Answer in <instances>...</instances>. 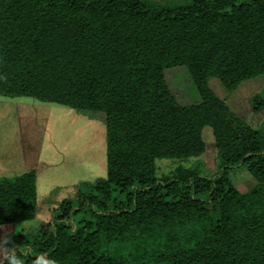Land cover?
<instances>
[{"label":"trees","instance_id":"obj_1","mask_svg":"<svg viewBox=\"0 0 264 264\" xmlns=\"http://www.w3.org/2000/svg\"><path fill=\"white\" fill-rule=\"evenodd\" d=\"M178 66L199 101L173 94L165 71ZM261 74L264 0H0V95L103 115L106 129L105 176L76 183L33 226L35 172L0 177V264L12 249L24 264H264V123L210 83L232 91ZM252 106L264 110V88ZM162 159L195 160L159 175ZM237 167L256 180L246 191Z\"/></svg>","mask_w":264,"mask_h":264},{"label":"rangeland","instance_id":"obj_2","mask_svg":"<svg viewBox=\"0 0 264 264\" xmlns=\"http://www.w3.org/2000/svg\"><path fill=\"white\" fill-rule=\"evenodd\" d=\"M154 1L174 5L191 0ZM165 77L180 103L200 100L186 67L166 69ZM210 83L234 113L253 127L263 125L264 110L255 112L252 99L264 88V74L244 81L232 91L224 90L217 79H211ZM103 119V115L92 118L67 105L31 96L0 95V177L34 171L37 178L39 212L34 220L26 222L27 227L48 219L50 210L72 194L76 183L105 176L106 129ZM206 130L210 131V128ZM204 135L206 151L200 158L201 172L212 176L217 171L215 146L211 136L206 132ZM194 160H158V173H169L180 163L190 165ZM230 177L241 191L256 184L244 167L232 169Z\"/></svg>","mask_w":264,"mask_h":264},{"label":"clouds","instance_id":"obj_3","mask_svg":"<svg viewBox=\"0 0 264 264\" xmlns=\"http://www.w3.org/2000/svg\"><path fill=\"white\" fill-rule=\"evenodd\" d=\"M5 243H8V241H5ZM5 259L7 260V264H24L23 260L15 254L14 249L9 250ZM33 264H55V261L41 254L34 258Z\"/></svg>","mask_w":264,"mask_h":264}]
</instances>
